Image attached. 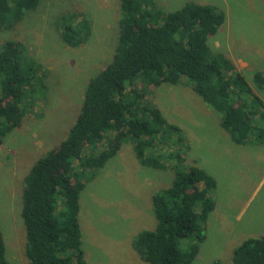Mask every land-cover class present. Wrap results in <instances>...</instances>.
<instances>
[{"label": "trees", "instance_id": "trees-1", "mask_svg": "<svg viewBox=\"0 0 264 264\" xmlns=\"http://www.w3.org/2000/svg\"><path fill=\"white\" fill-rule=\"evenodd\" d=\"M42 0H0V32L13 29ZM226 21L211 4L188 1L173 12L156 0H119V32L111 59L85 88L80 111L56 148L35 160L23 178L21 217L28 264H87L80 227V195L125 140L142 165L171 169L172 184L153 193V230L133 239L148 264H192L216 207L211 174L186 163L182 130L145 96L154 85L186 83L215 112L237 145H264V100L209 37ZM63 42L78 47L91 36L89 18L59 16ZM49 70L15 40L0 45V141L47 99ZM254 82L264 90V74ZM140 85V86H139ZM0 264H12L0 229ZM213 264H223L217 260ZM231 264H264V235L233 250Z\"/></svg>", "mask_w": 264, "mask_h": 264}, {"label": "rangeland", "instance_id": "rangeland-1", "mask_svg": "<svg viewBox=\"0 0 264 264\" xmlns=\"http://www.w3.org/2000/svg\"><path fill=\"white\" fill-rule=\"evenodd\" d=\"M167 12L188 1L211 4L226 14L209 37L214 51L229 56L258 95L254 82L264 74V0H156ZM86 15L91 36L78 47L62 40L59 16ZM119 0H42L13 29L0 32L23 43L49 70L47 99L24 116L20 127L0 141V229L12 264H28L21 217L23 178L35 160L56 148L80 111L88 80L111 59L119 32ZM140 86V85H139ZM145 96L184 134L181 152L214 176L216 207L206 223V239L192 264L232 263L234 248L264 235V145H236L215 112L186 83L154 85ZM243 146V147H241ZM174 172L142 165L125 140L117 154L87 182L80 195V227L87 264H148L133 247L142 230L156 228L152 195L172 184Z\"/></svg>", "mask_w": 264, "mask_h": 264}, {"label": "crops", "instance_id": "crops-1", "mask_svg": "<svg viewBox=\"0 0 264 264\" xmlns=\"http://www.w3.org/2000/svg\"><path fill=\"white\" fill-rule=\"evenodd\" d=\"M230 139H231V137H230ZM231 141H232V139H231ZM234 143V142H233ZM235 144V143H234ZM237 145V144H236ZM244 146V145H243ZM243 146H241V147H243Z\"/></svg>", "mask_w": 264, "mask_h": 264}]
</instances>
